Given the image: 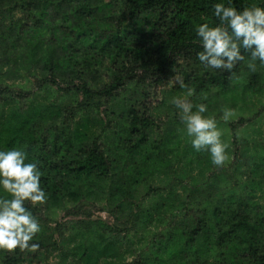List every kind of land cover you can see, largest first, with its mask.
<instances>
[{"label":"trees","instance_id":"16d2710c","mask_svg":"<svg viewBox=\"0 0 264 264\" xmlns=\"http://www.w3.org/2000/svg\"><path fill=\"white\" fill-rule=\"evenodd\" d=\"M217 3L264 7V0H0V116L8 103L17 104L18 113L15 122L0 124V151L23 150L42 173L47 197L43 205L25 202L40 224L30 241L39 249L0 251V264H40L49 245L58 253L56 264H264V104L248 112L238 106L229 120H216L227 145L225 163H237L233 184L211 170L204 180L210 152L183 153L175 104L164 128L156 123V108L146 104L149 90L172 82L171 100L185 97L216 113L225 108L214 104L219 98L264 82V66L257 61L250 71L248 54L232 72L198 60L197 28L220 24ZM116 4L122 7L118 17L112 14ZM30 77L49 94L73 95V102L63 105V98L52 110L42 105L30 112ZM100 101L104 131L73 129L74 105ZM169 151L179 165L172 171L176 185L161 193L165 187L149 184L148 176L154 169L165 172L167 164L147 162ZM102 179L114 185L101 201H91L113 208L115 225L124 228L101 220L56 222L65 202L81 192L90 199L89 191L76 187L78 180ZM8 197L0 187V198ZM45 219L56 226H41ZM53 232L58 241H49Z\"/></svg>","mask_w":264,"mask_h":264},{"label":"clouds","instance_id":"9594fccd","mask_svg":"<svg viewBox=\"0 0 264 264\" xmlns=\"http://www.w3.org/2000/svg\"><path fill=\"white\" fill-rule=\"evenodd\" d=\"M214 16L220 21L218 26L210 27L205 23L197 28L203 49L197 53L198 60L206 67L232 72L238 62L245 60L244 54H248L250 71H256L257 61L264 66V7L253 5L238 10L231 3L229 6L217 3ZM178 82L186 87L182 81ZM188 94H192L191 89ZM172 103L181 110V120L187 135L192 137V147L197 152H210L213 165L223 166L227 160V145L221 140L222 132L215 118L203 115L207 106H194L178 98ZM193 107L197 110L193 111ZM222 111L221 119L225 121L234 115L233 109L225 107ZM26 160L23 150L0 151V187L9 194L8 198H0V251L35 252L39 249V244L30 241L41 231L40 224L25 207V202L43 205L47 197L40 187L42 173L37 164Z\"/></svg>","mask_w":264,"mask_h":264},{"label":"rangeland","instance_id":"374dc122","mask_svg":"<svg viewBox=\"0 0 264 264\" xmlns=\"http://www.w3.org/2000/svg\"><path fill=\"white\" fill-rule=\"evenodd\" d=\"M107 1V0H105ZM122 7L119 4H116L114 6L113 15L118 17L121 13ZM105 11V10H104ZM103 11V12H104ZM43 75L40 74L39 77H42ZM30 82L33 88V93L31 95V102L29 104V110L30 112H34L39 108L40 106L44 105L47 107L48 110H52L54 108V105H56V102L60 101L64 97H60L62 94L65 93L63 90H58L55 94H49L47 91H44L43 88H38L36 85V80L34 77H30ZM175 84L170 82L169 84H165L160 89H157L154 91L149 90V95L147 97L146 104L151 105L156 108L157 110V120L156 123L160 125L161 128H164L166 123L170 126V122H168V118L170 120H173V113L171 111L170 107L172 104V101L169 96V92L174 87ZM131 90H125L123 95L125 97L130 96ZM264 82L258 83L256 86H254L251 90L247 91L246 94H243L241 89H238L237 91L232 92L231 97H227L226 101H221V98L218 99V101L214 104H225L224 106L230 109H234L238 106L242 107V109L245 112H248L250 109L258 108L256 106L257 104H264ZM134 96H137L134 94ZM73 95H68L64 99H66L65 103L63 105H68V103L73 102ZM178 99H185V97H177ZM79 99V97H78ZM140 100V98L138 99ZM190 102V101H189ZM109 104L115 105L117 104V101H110ZM166 104V111L164 108V105ZM193 104V103H192ZM71 105V104H69ZM17 107V104L8 103L4 104L1 116H0V124L2 123H8V122H15L18 118L17 111L15 108ZM105 104H102L100 101V104H93L88 108H79V106L74 105V115H72L70 118L73 121V129H76L77 132L80 134L84 133L85 135H92L96 132L104 131V122L106 120L105 112H104ZM193 111H196L197 109L193 108ZM210 114L204 113L208 118H215V120H220L223 116V111H219L216 113H213L211 109H207ZM176 115H181V110L176 111ZM255 127V126H254ZM253 127V130H254ZM181 128H183L182 134L179 136V140L181 141V146L183 149V153H187L186 156H189L191 154V150H195L192 147L191 140L192 137H189L186 132V128L184 123H181ZM264 128V127H263ZM3 126L0 125V136L2 134ZM157 131H161V129H157ZM222 137V136H221ZM175 139V138H174ZM256 140V139H255ZM180 146V148H181ZM179 148V149H180ZM204 152V151H203ZM175 154L174 151L164 152L162 155H151L147 165H151L159 162L160 164H167L165 165L166 171L163 172L162 170L154 169L148 176V182L151 185L154 186H164L165 189H162L160 192L164 193L168 190V187L173 188L175 190L176 180L171 181L172 177L174 176L173 170L179 166L174 161ZM173 162V164H172ZM184 164L186 163V158L183 159ZM176 164V165H175ZM151 165V166H154ZM194 166V165H193ZM237 163L234 164H226L224 163L223 166L217 167L214 166L211 162L210 168H207V170L204 171V180L205 176L209 174V170L213 172L214 175L223 174L225 177H227L230 182L233 184L236 181V174L238 173ZM82 180H78L76 182L77 185H80L79 187L83 190L89 191L90 199L88 200L87 196L84 195L82 197V192L79 194L77 199L74 202H65L66 208L63 210H59L58 213H56V222L57 223H64L68 220H78V219H85V220H101L102 222H105L109 224L110 226L116 228L115 220H114V210L113 208H107L100 207V204H93L95 202H99L102 200V197L105 193V191L109 188H111L114 184L113 180L110 179H102L98 181H87L82 183ZM234 186V185H233ZM93 200V201H91ZM66 201V200H65ZM102 204V203H101ZM69 208L67 211L66 209ZM71 208V209H70ZM37 218L42 219V214H38ZM47 222V224L42 223L41 226L50 227L52 230L53 227L56 226L55 221H50L48 219L43 220V222ZM116 226V227H115ZM129 226V225H128ZM119 230H121L124 227H117ZM152 229H156V227H152ZM44 231V230H43ZM120 233L124 234V232ZM141 233H136V235H140ZM51 239L49 238V241L55 240L58 241L59 234L56 232H53L50 234ZM142 236V235H141ZM57 250H61L60 243L59 248ZM43 256L41 258L40 264H56L58 253L56 249H53L51 245L47 246V249L43 250ZM23 264H37L36 259H32V261H26Z\"/></svg>","mask_w":264,"mask_h":264}]
</instances>
